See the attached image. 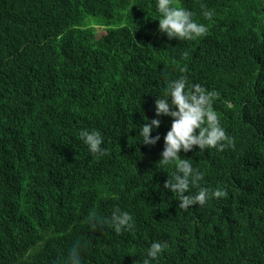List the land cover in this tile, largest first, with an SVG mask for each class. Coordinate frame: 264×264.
Masks as SVG:
<instances>
[{
	"label": "trees",
	"instance_id": "trees-1",
	"mask_svg": "<svg viewBox=\"0 0 264 264\" xmlns=\"http://www.w3.org/2000/svg\"><path fill=\"white\" fill-rule=\"evenodd\" d=\"M171 3L206 33L168 38L156 0H0V264H68L77 243L82 264H142L153 242L168 244L155 264H264V0ZM181 76L216 93L231 143L161 165L173 118L155 100ZM180 159L202 174L192 194H224L181 209L163 188ZM116 207L130 231L106 222Z\"/></svg>",
	"mask_w": 264,
	"mask_h": 264
},
{
	"label": "clouds",
	"instance_id": "clouds-1",
	"mask_svg": "<svg viewBox=\"0 0 264 264\" xmlns=\"http://www.w3.org/2000/svg\"><path fill=\"white\" fill-rule=\"evenodd\" d=\"M156 10L161 16L158 19L159 31L170 39L193 40L203 36L207 31L204 24L197 23L193 19L191 11L172 6L171 0H156ZM203 15L206 19H211L213 13L204 10ZM186 87L187 78L184 76L169 80L164 94L155 100L156 116L165 115L173 118L170 129L163 137L164 148L159 160L161 165L176 161L181 151L189 152L194 146H198L200 151L212 148L223 150L224 141L231 143L213 109L216 93L207 91L199 84H193L191 90H186ZM169 98H171L170 102ZM226 106L232 107L231 104ZM160 124L161 121L154 118L142 125L140 136L143 144L155 145L160 140L159 134L150 136V133L158 129ZM79 135L91 154L96 156L105 154L106 149L102 146L103 137L99 131L82 129ZM201 179L202 174L193 168L189 160L180 159L172 177L165 181L163 188L181 197L179 207L184 210L195 204L203 206L208 199L219 198L224 194L219 189L209 192L203 187L196 194H192L190 188L196 187ZM106 222L111 224L116 233L123 230L130 231L133 227L132 215L119 207L112 211L110 220ZM92 225L96 228L104 226V223L93 216L89 220V226L92 227ZM167 247V242H153L147 249L142 264H155ZM81 254V245L79 243L73 245L68 264H82Z\"/></svg>",
	"mask_w": 264,
	"mask_h": 264
},
{
	"label": "rangeland",
	"instance_id": "rangeland-1",
	"mask_svg": "<svg viewBox=\"0 0 264 264\" xmlns=\"http://www.w3.org/2000/svg\"><path fill=\"white\" fill-rule=\"evenodd\" d=\"M96 29H97V33H98V34H101V28L98 27V26H96Z\"/></svg>",
	"mask_w": 264,
	"mask_h": 264
}]
</instances>
